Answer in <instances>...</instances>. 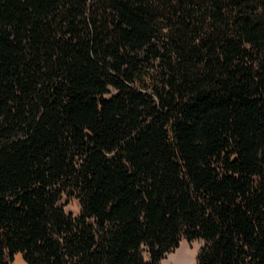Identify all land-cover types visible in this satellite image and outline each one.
Masks as SVG:
<instances>
[{"label":"trees","instance_id":"1","mask_svg":"<svg viewBox=\"0 0 264 264\" xmlns=\"http://www.w3.org/2000/svg\"><path fill=\"white\" fill-rule=\"evenodd\" d=\"M181 239L264 264V0H0V264Z\"/></svg>","mask_w":264,"mask_h":264},{"label":"rangeland","instance_id":"2","mask_svg":"<svg viewBox=\"0 0 264 264\" xmlns=\"http://www.w3.org/2000/svg\"><path fill=\"white\" fill-rule=\"evenodd\" d=\"M65 201V200H64ZM66 211H69L76 215L80 206L76 198H71L64 203ZM203 245V241L200 239H194L187 241L186 239H181L178 247H176L171 252L167 253L166 256L159 262V264H164L166 260H172L173 264H196V258ZM13 264H26L20 253L14 256Z\"/></svg>","mask_w":264,"mask_h":264},{"label":"bare ground","instance_id":"3","mask_svg":"<svg viewBox=\"0 0 264 264\" xmlns=\"http://www.w3.org/2000/svg\"><path fill=\"white\" fill-rule=\"evenodd\" d=\"M25 262V261H24ZM26 263V262H25ZM27 264V263H26ZM164 264H173V261L172 260H166L165 262H164ZM182 264H185V263H183L182 262Z\"/></svg>","mask_w":264,"mask_h":264}]
</instances>
